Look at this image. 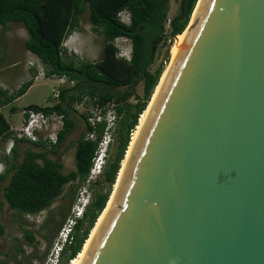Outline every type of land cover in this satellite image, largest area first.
<instances>
[{"label": "water", "instance_id": "1", "mask_svg": "<svg viewBox=\"0 0 264 264\" xmlns=\"http://www.w3.org/2000/svg\"><path fill=\"white\" fill-rule=\"evenodd\" d=\"M195 10L81 264H264V0Z\"/></svg>", "mask_w": 264, "mask_h": 264}, {"label": "trees", "instance_id": "2", "mask_svg": "<svg viewBox=\"0 0 264 264\" xmlns=\"http://www.w3.org/2000/svg\"><path fill=\"white\" fill-rule=\"evenodd\" d=\"M176 1L179 2L178 11L168 20L167 29L169 0H0V25L3 27L9 22L22 24L29 35L24 46L40 59L44 76L67 81L59 88L57 102L41 107L45 113L55 112L63 117L57 143L47 149L42 141L30 143L14 139V144L27 143L30 147L19 162L13 163L8 182L3 187V198L9 208L29 216L42 213L61 198L65 185L69 184L76 192L75 183L88 184L89 201L72 228L70 242L65 243L61 251L59 264H71L77 257L104 210L131 134L166 69V62L151 69L157 52L162 45L170 47L172 39L183 34L197 3V0ZM86 10L92 31L103 41L102 55L95 61L68 57L63 47L64 41L79 28L80 17ZM122 12L128 14V23L120 19ZM119 38L130 42L129 60L117 57L118 48L114 42ZM168 39H171L169 44ZM71 82L73 84L69 85ZM32 83L33 78L24 82L14 94L4 96L0 107L24 95ZM139 84L142 85V95L136 93ZM84 98L85 107L101 108L106 103H113L118 117L103 172L93 184H89L88 176L106 123L102 121L97 125L94 140L85 139L91 130L87 113L73 108ZM34 108L40 107L29 105L21 111ZM10 111L15 113L18 110L12 107ZM78 121L85 125V132L75 141L74 170L63 173L61 148ZM13 134L0 113V139L12 138ZM112 146L113 152L110 153ZM14 152L13 147L11 153ZM3 159L10 160L9 156ZM3 234L4 226L0 224V237ZM24 236L30 243L35 240L30 231ZM16 251L23 253L20 249Z\"/></svg>", "mask_w": 264, "mask_h": 264}, {"label": "rangeland", "instance_id": "3", "mask_svg": "<svg viewBox=\"0 0 264 264\" xmlns=\"http://www.w3.org/2000/svg\"><path fill=\"white\" fill-rule=\"evenodd\" d=\"M178 7V1L169 0L167 23L168 20L172 19L177 14ZM88 16L89 13L86 10L85 13L80 17L78 31H76V29L73 35L68 37V39L63 44L68 57H76L77 60L81 61H95L98 60L102 55V37L92 31V26L89 22ZM120 19L127 23L128 14L126 12H122L120 14ZM9 24L23 28V26L20 24ZM12 30H14V27ZM7 41L8 34L6 35V40H4L3 43V48L5 50H7L8 47L6 43ZM114 43L118 48L117 57L128 60L130 57L131 48L130 42L124 38H119L116 39ZM13 44L14 46H10V49L15 50L10 51L9 60H15L17 58V61L19 62L18 65L8 66V61H3V58H1V61L4 62L3 66H5L6 70L4 73L10 78L11 84H14L13 86L18 84L19 86L26 80V78H24V60L28 59L32 54L29 52H24V54L21 55L17 49L18 44L16 42ZM172 46L173 43L170 45V47L162 45L159 48L157 56L151 67L152 70L163 62H166V66H168L170 63V50ZM33 73L36 76L35 79L39 75V77L35 80L33 87L12 105L19 110L28 105L45 107L50 105L52 106L57 102L51 98V95L54 91L59 90L60 86H62V82H60L58 78L47 79L44 76V68L41 65H39ZM136 93L138 95H142L141 84L137 86ZM131 101L134 102L133 99ZM20 113L21 112H17L13 115H10L9 120L13 125L20 122L22 117ZM119 117L121 118V116ZM117 121L118 119L116 120V124H118ZM84 132L85 125L81 121H78L75 130L70 133L66 142L62 146L61 151H63V156L61 157V162L63 164V173H68L69 171L74 170L75 141ZM113 148V146L110 148V153L113 152ZM96 179L97 178L89 179V184H93ZM86 185L81 186L78 182L75 183L74 186L76 187V192H73L70 189L71 186L69 184L65 185L61 198L56 199L48 209L38 215L23 216L18 213L14 214L15 212H10L11 214H9L8 210L4 212L3 209L0 213V224L4 226V234L0 237V253H9V256L7 259H5L6 263L19 264L24 260V253L27 252V256H32L36 260V262L33 264H43L51 251V247L58 235V232L64 225L69 214H71L77 205L88 203L90 192L87 190ZM28 231L34 235L35 240L33 243H30L24 236L25 232ZM12 247L14 248V255L12 254ZM17 249H20L23 251V253H18L16 251ZM13 259H17L16 261L18 263L14 262Z\"/></svg>", "mask_w": 264, "mask_h": 264}, {"label": "built area", "instance_id": "4", "mask_svg": "<svg viewBox=\"0 0 264 264\" xmlns=\"http://www.w3.org/2000/svg\"><path fill=\"white\" fill-rule=\"evenodd\" d=\"M166 28H169V21L168 23H166ZM175 38L172 39L173 43L175 41ZM170 41L171 39H168L167 44H169ZM58 80L62 82V86L67 84L65 78H59ZM72 84L73 82L69 83V85ZM58 95L59 90L54 91L51 95V98L54 101H57ZM85 102L86 98H84L81 102H77L73 105V108L75 110H82L87 113V122L91 130L86 133L85 139L94 140L97 125L102 121L106 123L105 132L102 136V139L98 143L97 151L92 160V167L88 176L89 181V179L97 178L103 172L107 158V151L110 145L113 143V131L116 127V120L118 119V117L115 111V105L113 103H106L105 106L101 108L86 107L89 108L86 109ZM23 117L24 118L21 127L13 130L14 134L10 141H8V147L5 150L6 155H10L11 149L13 148L14 139H22L30 143L42 141L47 145V149H50L51 146L57 143L58 131L63 126L62 115H59L55 112H51L49 114L45 113L40 107L39 109L34 108L23 111ZM85 206L86 204L77 205L71 212V214H69L64 225L58 232V235L51 247V251L43 264H59L61 251L65 243L70 242L72 228L75 225L76 220L81 218Z\"/></svg>", "mask_w": 264, "mask_h": 264}, {"label": "crops", "instance_id": "5", "mask_svg": "<svg viewBox=\"0 0 264 264\" xmlns=\"http://www.w3.org/2000/svg\"><path fill=\"white\" fill-rule=\"evenodd\" d=\"M9 23H14V22H9ZM9 23H7L3 27L0 25V103H3L4 96H6V95L10 96V95L14 94L24 82L33 78V83L29 87V89L26 91V93H27L33 87L35 80L39 77V75H38V77L35 79L36 76L33 73V72H35V69L38 68L39 65H41L44 68L40 59H38L35 55L30 53L29 51H27L25 46H24L25 42L29 38L28 32L26 31L24 26L22 24H20L21 26H23V28H24L23 29L20 26L11 25ZM16 24H19V23H16ZM13 27H14V30H12ZM76 31H78V29ZM73 33L70 36H72ZM7 34H8V41L6 43H7L8 47L6 46L7 50H5L3 48V43H4V40H6ZM14 42H16L18 44L17 49L21 55H23L24 52H27V53L29 52L30 54H32V55H30V57L28 59L24 60V63H25L24 78H26V80L24 82H22L19 86H18V84H16L15 86H13L14 84H11L10 78L4 73L6 71L5 66H3L4 62L1 61V58H3V61H5V60L8 61V64H9L8 66L18 65L19 62L17 61V58L15 60H9L10 51L15 50V49H10V46H14V44H13ZM47 79H51V78H47ZM24 95H22V96H24ZM22 96L14 99L9 104H6V105L0 107V113L4 116L5 120L9 124L11 132H13L14 129L20 128L22 123H23V118H24L23 112L21 110H19L18 108H16L18 110L17 112H21L20 114L22 116L20 122L19 123L16 122L17 124L13 125L9 120L10 115L17 113V112L11 113L10 109L12 107H14L12 105L14 103H16ZM10 139L11 138L0 139V198H1V200H0V213L4 209V212H6L8 210L9 214H11L10 212H15L14 214H16L17 212L15 210L10 209L7 202L3 198V187L8 182L9 176L12 172L11 167L13 166V163H17L23 158L26 149L28 147H30V145L27 143L14 144V142H13V147H14V151H15L14 154L11 153L10 155H6L5 150L8 147V141H10ZM5 156H9V158H10L9 162H6V160L3 159ZM7 168H9V169H7ZM6 170H8V171L6 172ZM2 176H3V178H1ZM14 241H15V239H14ZM12 254L14 255V248H13ZM26 254H28V253L27 252L24 253V260L22 262H20L19 264H33L36 262V260L32 256L30 257L29 255L27 256ZM8 256H9V253L1 252L0 253V264H8V263H6V260H5V259H7ZM16 260L13 259L14 262L18 263Z\"/></svg>", "mask_w": 264, "mask_h": 264}, {"label": "bare ground", "instance_id": "6", "mask_svg": "<svg viewBox=\"0 0 264 264\" xmlns=\"http://www.w3.org/2000/svg\"><path fill=\"white\" fill-rule=\"evenodd\" d=\"M201 1L202 0H198V5H199V3ZM196 11L197 10L194 11V14H193V16L191 18V21L188 23V26H187L186 30L183 32V34L181 36H177L176 37V39H175V41L173 43V46L171 47V50H170V63L168 64V66H166V69L164 70V73L161 76L162 78H161L158 86L155 88V91H154V93L152 95V98H151L150 102L148 103V105L146 107V110L140 116L139 121H138V125L136 126V128L133 131V133L131 134L130 144H129L128 148H127V151L125 153L124 159H123V161L121 163V170H120V172L118 174V177H117V179L115 181V184L113 186V190H112L113 193L115 192V190L117 188V185H118L120 177L122 175V171L124 169V165L126 163V160H127L128 156H129L130 151H131V149H132V147H133V145H134V143H135V141H136V139H137V137L139 135V132H140L145 120H146V117H147L148 112H149V110H150V108L152 106V103L154 102V99H155L156 95L158 94V91H159L160 86H161V84H162V82L164 80V77L167 75L168 71L170 70V68L172 67V65L174 63V59H175L177 48L180 46V44L184 40L185 36L187 35L188 31L190 30V28H191V26L193 24L194 16H195ZM113 195L114 194H112V196ZM108 207H109V202H108V205H107L106 209L104 210V212L101 213V215L99 216V218H98L96 224L94 225V227H93L88 239L86 240L82 250L77 255V257L71 262V264H81V261H82L83 257L85 256L86 251H87V249H88V247H89V245H90V243H91V241H92V239H93V237H94V235H95V233H96L101 221L103 220L105 214L107 213L106 211H107Z\"/></svg>", "mask_w": 264, "mask_h": 264}, {"label": "clouds", "instance_id": "7", "mask_svg": "<svg viewBox=\"0 0 264 264\" xmlns=\"http://www.w3.org/2000/svg\"><path fill=\"white\" fill-rule=\"evenodd\" d=\"M87 205V204H86Z\"/></svg>", "mask_w": 264, "mask_h": 264}]
</instances>
